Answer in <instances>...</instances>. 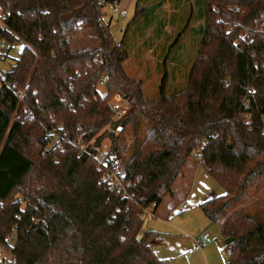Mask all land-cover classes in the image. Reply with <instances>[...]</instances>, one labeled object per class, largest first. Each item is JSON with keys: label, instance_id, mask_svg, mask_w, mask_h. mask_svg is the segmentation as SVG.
<instances>
[{"label": "trees", "instance_id": "1", "mask_svg": "<svg viewBox=\"0 0 264 264\" xmlns=\"http://www.w3.org/2000/svg\"><path fill=\"white\" fill-rule=\"evenodd\" d=\"M185 2L190 11L182 27L177 9ZM169 4L175 9L167 21L159 13ZM102 7L99 0H0L7 14L0 39L25 44L10 70L0 71L22 94L19 102L0 89V244L15 238L12 264H169L150 248L156 234L142 231L145 211L172 194L194 153L224 190L198 206L222 238L232 239L226 264H264V208L252 213L242 206L264 189V0H135V16L117 44ZM148 7L158 40L165 27L180 23L159 65L154 99L124 68L126 39ZM191 21L198 23L191 28L195 56L185 85L168 93L171 63L184 62L171 56ZM86 32L97 45L74 47L72 39ZM115 95L129 108L112 121L108 102ZM244 97L248 125L239 115ZM127 127L135 135L127 159L124 148L112 145L105 159L114 154L116 164L99 163L101 142H115V131ZM120 166L124 192L111 181Z\"/></svg>", "mask_w": 264, "mask_h": 264}, {"label": "rangeland", "instance_id": "2", "mask_svg": "<svg viewBox=\"0 0 264 264\" xmlns=\"http://www.w3.org/2000/svg\"><path fill=\"white\" fill-rule=\"evenodd\" d=\"M99 1L103 3L102 20L109 26L112 42L117 44L126 25L135 16V2L134 0H120L118 5H112L105 0ZM183 4L177 10L185 18L190 8L186 2ZM169 5L161 8V12L159 13L167 21L170 20V13L175 9L172 4ZM113 7H116L119 11H126V16L121 18L119 15L114 14L112 12ZM150 8L148 7L146 12L143 11L140 14L139 19L132 26L128 34L126 49L129 58L124 62V68L128 77L141 82L143 96L147 99H154L158 95L162 78L159 65L161 64L162 67L163 58L178 34L177 31L180 28V23L178 20L175 21L173 27L166 28L165 31L167 33L158 40L156 34L157 25L153 24V20H151L152 11H150ZM187 21L188 18H185L182 27L185 26ZM195 25H198V23L190 22L189 29L183 36L180 47H177L171 56L173 58L176 55V57H180L184 62H181L183 65L179 66H177V63H171L170 69L172 68V70H170L171 78L169 80L168 93L181 90L182 86L185 85V74L192 64L197 45L194 32L191 30ZM72 42L76 48H93L97 45L93 32H86L79 37H75L72 39ZM24 46L25 44L22 41L13 43L11 46L6 44L5 57L0 59V71L2 73L9 71L11 66L15 64ZM174 66L175 68L173 69ZM98 91L104 93V89L101 86L98 87ZM262 122H264V117H262ZM114 135L117 137V140L113 142L112 139L105 138L101 142L99 153H107L112 145H115L120 149L124 148L121 157L127 159L128 152L130 151L129 148L134 141V133L131 132L130 127H127L123 132H120V129L116 130ZM137 137L139 139L142 137V127H139ZM55 141L56 138L53 139V143ZM149 144L150 140L143 142L138 156L145 152ZM197 156L198 154L194 153L187 162L197 164ZM137 157L127 165L128 170L137 161ZM119 163L123 162L119 161ZM186 168L187 165L183 166L181 175L185 173ZM117 170L122 174L124 173L122 166L118 167ZM179 177L175 182L174 194L165 196L162 206L163 208L175 210L177 206L186 204L188 205V209L184 210L182 214H175V212L170 211L169 218L165 221L156 220L155 215L145 211L146 219L143 222V229L150 228L153 223L161 226L162 231L153 230L152 232L156 234L155 236H163L162 241L165 243V249L167 250L168 248L170 251L165 258L169 261V264H226L231 243L229 245L225 243L226 239L220 236L218 226L210 224L198 206V203L208 196V194L209 196L224 194L223 188L202 167L197 168V172L192 175V178L189 179L188 176L186 181L184 177ZM242 206L249 209L252 213H259L264 208V189L257 193L252 192L249 199ZM203 232L209 234V240L202 244L201 248L193 255H188L187 251L193 245V240ZM10 254V250L4 249L0 253V259L6 261L10 258Z\"/></svg>", "mask_w": 264, "mask_h": 264}, {"label": "built area", "instance_id": "3", "mask_svg": "<svg viewBox=\"0 0 264 264\" xmlns=\"http://www.w3.org/2000/svg\"><path fill=\"white\" fill-rule=\"evenodd\" d=\"M112 12L114 14L119 15V17L124 18L126 16V11H119L116 7H113ZM7 14L3 11H0V28L5 30L6 24H5V19H6ZM264 19V18H262ZM264 24V23H262ZM5 50H6V43L0 39V59L5 56ZM98 57L94 59L93 62H96ZM105 84V80H102L99 83V86L103 87ZM0 89H2L4 92L8 93L10 95V99H16L17 101L21 102L22 100V94L20 92L14 91V89L10 86L8 82H6L3 77L0 76ZM247 92H252L250 88H247ZM108 107L112 112V121H117L119 120L124 112L128 109L129 103L127 100L123 99L122 97L115 95L109 102H108ZM247 107V100L245 97L242 100V105L240 107V116L243 117L245 125L249 124V114L245 111ZM244 109V110H243ZM77 148L80 152H85V146L82 144L77 145ZM106 153H99L97 156V161L101 163L102 165H105L106 161H109L111 164L115 163L116 164V159L114 154L108 155L107 159H105ZM111 181L116 186L119 190H122L124 192V187L127 184L125 180V175L121 174L117 169L113 171L111 175ZM151 208V207H150ZM183 209H188V205L182 204ZM209 238L208 233H203L200 236V239L194 242V245L192 246L191 250L189 253H193L195 251H198L202 244L206 242ZM15 244V238L14 237H6L3 239V243L0 244V253L4 249H8L11 252L12 247ZM12 256L10 254V258L8 260L0 259V264H12Z\"/></svg>", "mask_w": 264, "mask_h": 264}, {"label": "crops", "instance_id": "4", "mask_svg": "<svg viewBox=\"0 0 264 264\" xmlns=\"http://www.w3.org/2000/svg\"><path fill=\"white\" fill-rule=\"evenodd\" d=\"M134 2H135V0H134ZM166 28H168V27H165V29ZM169 29V28H168ZM187 163V164H186ZM185 164H184V166L185 165H187V168H186V171H185V173L184 174H182L181 175V172H180V174L178 175V177L179 176H181L182 178L184 177V180L186 181L187 180V177L189 176V179L190 178H192V175L194 174V173H196L197 172V168H201V165L197 162V164L196 163H188V162H186ZM189 164V165H188ZM203 169V168H202ZM193 173V174H192ZM178 177L176 178V180H178ZM180 178V177H179ZM176 180L174 181V183L172 184V194L171 195H173L174 194V191H175V189H174V187H175V182H176ZM210 197H213L212 195L211 196H209V194H208V196H206L205 198H203L198 204H200L201 202H203V201H205V200H207L208 198H210ZM163 203V202H162ZM162 203L157 207V208H154V209H152V208H149L146 212L147 213H151V214H153V215H155V219L156 220H160V221H165V220H168V218H169V212L171 211V212H175V214H182V212H184V210H187V209H183L182 208V205L181 206H177L176 208H175V210H171L170 208H163V206H162ZM145 219H146V216H145V218H144V221H145ZM153 230H156V231H158V230H160V231H162L161 230V226L159 225V224H157V223H153L151 226H150V228H146V229H143V227H142V231L143 232H148V231H153ZM203 233H206V232H203ZM202 233V234H203ZM201 234V235H202ZM200 235V236H201ZM209 235V234H208ZM200 236L199 237H197V238H195L194 240H193V245H194V242L195 241H197V240H199L200 239ZM162 238H163V236L162 235H160V236H155V237H153L150 241H149V244H150V248L153 250V252L156 254V256L159 258V259H165L166 257H167V255H168V253L170 252L169 250H168V248H167V250L165 249V243L162 241ZM209 238H210V236H209ZM209 238H208V240H209ZM207 240V241H208ZM206 241V242H207ZM205 243V242H204ZM203 243V244H204ZM192 245V246H193ZM192 246H191V248H192ZM191 248L190 249H188V251H187V254L188 255H193L195 252H193V253H189V251L191 250ZM229 252V251H228Z\"/></svg>", "mask_w": 264, "mask_h": 264}, {"label": "water", "instance_id": "5", "mask_svg": "<svg viewBox=\"0 0 264 264\" xmlns=\"http://www.w3.org/2000/svg\"><path fill=\"white\" fill-rule=\"evenodd\" d=\"M231 242H232V239H226V240H225V243L228 244V245H229Z\"/></svg>", "mask_w": 264, "mask_h": 264}]
</instances>
